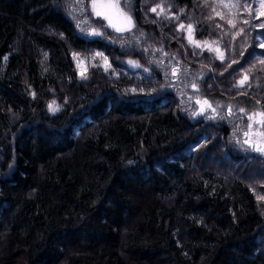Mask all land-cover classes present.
<instances>
[{
	"label": "trees",
	"instance_id": "16d2710c",
	"mask_svg": "<svg viewBox=\"0 0 264 264\" xmlns=\"http://www.w3.org/2000/svg\"><path fill=\"white\" fill-rule=\"evenodd\" d=\"M119 2L0 0V264H264V16Z\"/></svg>",
	"mask_w": 264,
	"mask_h": 264
},
{
	"label": "snow or ice",
	"instance_id": "6c2138e0",
	"mask_svg": "<svg viewBox=\"0 0 264 264\" xmlns=\"http://www.w3.org/2000/svg\"><path fill=\"white\" fill-rule=\"evenodd\" d=\"M224 6L225 7H239L238 4H233V5L225 4ZM91 7H92V10H93L94 14L97 17H101L104 20H107L108 24L110 26L114 27L117 32H122V31H125V30H131V28L135 26L133 21H132L131 16H128L126 13H124L120 9V5L118 3H112L111 0H92ZM246 7H247V5H246ZM152 11L155 12L156 9L153 8ZM248 11H249V13H251L252 12V8L249 7ZM114 15L123 18V21H124V24H125L124 27H118L115 24H113V16ZM261 16H264V0H259V3L256 5V8H255V18H259ZM244 22L248 23L247 20H245ZM233 26H235V25H233ZM180 27L183 28L184 25H180ZM259 27L260 28H264V23L259 25ZM188 30H189V32H191V30H192L191 29V25L188 26ZM91 34L92 35H97V36L98 35H102L101 32L96 31V30H93ZM197 46L199 47V44H197ZM96 55L100 56L102 54L101 53H97ZM104 59H105V62L107 63V58L105 57ZM221 59H223V56H221ZM262 62H264V61H262ZM136 66L138 67L139 65H136ZM84 71H86V69ZM84 71L81 72V76L82 77L84 76ZM246 80H247V76H245L244 79L239 82L240 86H243ZM133 91H135V90H133ZM204 103L207 104V101H205ZM54 105H55V101H53V103L49 105V109L51 111H53V112H56L59 109L57 107H54ZM240 111L244 112L245 110L244 109H240ZM257 117H259V119H256ZM248 120L250 121V123L248 124V128L249 129H251L253 127V123L252 122H255L260 127L264 128V112L252 113V114L248 115ZM245 135L247 136L248 132H245ZM259 135L261 137H264V132H260ZM244 143H246L250 147L254 148V150H256L258 152H261V153H264V147L259 146V144L253 143L250 140H245ZM262 199H264V197H262Z\"/></svg>",
	"mask_w": 264,
	"mask_h": 264
},
{
	"label": "rangeland",
	"instance_id": "374dc122",
	"mask_svg": "<svg viewBox=\"0 0 264 264\" xmlns=\"http://www.w3.org/2000/svg\"><path fill=\"white\" fill-rule=\"evenodd\" d=\"M111 2L112 3H118L119 5H120V2H119V0H111ZM259 3V0H255V5H257ZM92 5V4H91ZM120 9L124 12V13H126L128 16H131V18H132V21H133V23H134V18H133V16L131 15V13H129L125 8H123L121 5H120ZM92 14L94 15V16H96L95 14H94V12H93V10H92ZM100 19H102V20H104L103 18H101V17H99ZM90 19H91V17H90ZM104 22H105V25L107 26V27H110V28H112L113 30H115V28L114 27H112V26H110L109 24H108V21L107 20H104ZM113 24H115L116 26H118V27H124L125 26V24H124V21H123V18L122 17H119V16H113ZM94 25L95 26H98V24H96V23H94ZM102 27H104V26H99V27H97L96 29L97 30H100V29H102ZM106 28V27H105ZM96 29H92V30H96ZM116 31V30H115ZM127 30H125V31H122V32H126ZM207 105V104H206ZM253 123V125L255 124L254 122H252ZM248 136V135H247ZM246 135H245V137H247ZM253 133L251 134V137L250 138H248L247 140H250V141H252V142H254V143H257V144H259V146H261V147H264V144H262V143H264L263 141H262V138H261V136L260 137H258V139L257 140H255L254 138H253Z\"/></svg>",
	"mask_w": 264,
	"mask_h": 264
}]
</instances>
